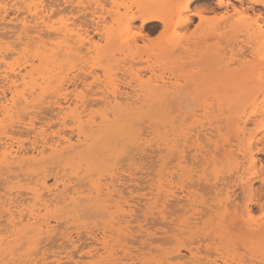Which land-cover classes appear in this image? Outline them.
<instances>
[{"label":"rangeland","instance_id":"rangeland-1","mask_svg":"<svg viewBox=\"0 0 264 264\" xmlns=\"http://www.w3.org/2000/svg\"><path fill=\"white\" fill-rule=\"evenodd\" d=\"M44 1L45 3H49L51 0ZM99 1L98 16L104 17V23H102L107 25V27L111 26L114 30L112 29L110 34V39H112L107 46H104L106 42L98 35V57L95 55L91 56L90 54L83 56L82 53V58H79L78 62H76L77 58L73 54H71L72 56L65 55V53H58L56 56L52 54L53 49L51 50V47L49 49L48 43V46L44 49H38L37 44L39 43L31 44L30 42L29 46L18 47L15 45L18 40L13 38L16 35L11 38L7 37L8 34L5 36V33H9L8 36H11L10 33L12 32L10 31L16 29L13 27L0 29V33H2L0 35V51L5 47L8 48H5L7 63L11 61L12 64L19 65L26 58L31 59L30 61H34L32 77L37 73L39 75H35L32 79L33 81L36 80V83L39 81L41 83L40 79L44 75L45 78L48 79L49 77L52 80L53 74L58 72L61 76L63 75L62 78L65 79L63 80V84L66 83L64 87L67 88L64 90L65 92L61 91V94L58 92L59 89L57 91L52 88H58V85L55 83L57 81L58 84L59 80L54 78L58 74L53 76L55 82H51V84L55 86H51L50 84L48 87L49 90L48 88L46 89L48 86L46 83L44 84L46 86L41 83L44 91H48L46 93L44 92L46 96L43 94L40 97L41 100L39 99L38 105L40 104L39 106L41 108L36 105V102H38L36 98L40 94L38 93L39 90L36 89L38 96L37 94L35 95V97L37 96L36 98L34 97L35 102L31 101V104L33 106L35 105V109L32 108L33 106L30 107L28 108L30 111L28 109V111H25L28 115L26 113H23V115L21 112H24L23 110L25 109L20 106L18 111H16L17 113L13 114L14 117L12 119L14 121L13 125L15 124V126L12 125V130L10 129L13 131V134L11 133L13 139H19L23 143L24 148L30 149V141L33 140L34 134L30 132V127L23 123H28V118L32 116L36 127L41 125V129H46L44 131L47 132L44 133L47 138L54 136L59 131L72 139L73 144L78 145H74L73 150L72 148L69 151L64 150L65 152L63 151V153L55 156L48 155L47 152L45 154L46 161L44 159L39 165L29 164L21 166L23 170L21 167L13 169L15 167L14 165L7 167L4 164H0V199L2 200H0V237H2L0 238V243H3V246L0 247V264H29V262L30 264H45L48 263L47 261H49V264L51 262L52 264H74L72 263L73 261H77L78 264H185V262L190 260L197 262L202 260L204 264H208L207 262L209 261H216V264H264V232L249 230L243 223L245 215L241 216V211L247 205L252 208L251 214L254 218L264 216V212H262L264 211V177L258 178L261 174L264 175V173L247 176V178H252L251 184L252 188H254V198H246L245 194L241 192L240 181L238 180L243 169L235 165L237 161H241V163L246 161L245 159L241 160V155L236 150L238 144L239 146L242 144L246 145L248 142H255L264 136V121H262L260 116L261 111L264 110V68L262 64L264 61V7L261 5H253L252 7L254 9L252 11L249 10L250 8H245L248 10L246 12L247 14H244L246 22L253 23L254 19H258V22L254 26L247 28L244 24L240 23L241 25L231 29L226 27L227 25L222 19L226 15L224 7L217 6L216 0H191L188 4L189 7L186 9L187 12H185L187 14L191 11L201 13L204 22L201 23L198 16L192 15V20L187 26L176 27V32L173 33H169L168 31V33H163V28L159 22L146 24L143 28L139 20L133 21L130 27L124 25V21L136 12V3L143 0ZM224 1H228V3L230 1V8L231 4L237 9L241 6L236 0ZM242 1L243 8L251 6L248 0ZM171 4L175 7L172 6L174 8L172 11L176 12L182 8L183 0L172 1ZM205 7H210L211 10H204ZM230 8L229 12L231 14L232 11ZM15 15L14 10L9 8L6 19L10 20L9 18H13L10 16L15 17ZM239 16L237 15L235 18ZM53 17L54 21L59 19L58 16L54 15ZM114 17L118 18L119 22L113 20ZM3 25L1 24V27ZM220 26L226 28H221ZM128 35L134 36L137 46L131 45L129 47L128 44L123 43V39L126 40L129 37ZM169 35H172L171 39L176 45L172 46V41H170L171 43H166V37ZM225 37L229 39V42L228 40H225L226 43L224 42L223 38L225 39ZM42 39L47 42L48 40L49 42L55 40L54 36H45V38L43 36ZM198 41H201V45ZM225 44L226 46H224ZM22 48H31V50L26 49V51L29 50L28 53L19 55L13 53L15 55L11 56L12 51H15L14 49L18 51ZM36 49H38L37 52ZM46 51L47 53H44ZM38 53L42 59L36 56ZM26 54L27 56H25ZM29 55L31 56L29 57ZM14 56L15 58L13 59ZM44 56L46 57L47 63L50 64L49 66H47V63L44 64L43 61H46ZM53 57H56V59H52ZM39 60H42V63ZM49 60L53 62H49ZM57 60L58 62H56ZM42 64L45 65L44 67L46 69L41 72L44 69ZM67 64H70V66ZM39 65L41 70L37 68ZM89 65L91 68H88L90 67ZM0 66V70H2L4 64ZM63 67H65L67 72L64 71ZM62 68L63 70H61ZM72 68L73 70H71ZM59 70L64 72H59ZM48 71L51 73H47ZM36 77H40V79ZM161 77L166 80L167 86H170H166L163 89L154 88L152 83L155 82L156 78L159 79ZM45 78H43L44 80L42 79V82L47 81L48 83L50 80H45ZM93 78H96L94 82L92 80ZM32 80L31 82H33ZM84 80L87 83H83L85 82ZM95 80H97L96 85L98 86L94 84ZM82 83L86 86H82ZM92 86L94 88L93 91ZM89 87L90 89H88ZM69 89L75 90V92L71 90L73 95ZM126 90L130 91L127 93H130L128 95L132 99L121 100V98H118L117 103L120 102V105L117 104L118 108L113 107L114 101H112L111 95L113 93L118 95V93L121 94V92ZM53 91L58 92L57 95H60V97L56 96ZM68 92L70 95H68ZM75 94L84 98L86 104L92 103V105L90 104L88 106L83 105L87 106V110L84 107L87 112L84 110L83 113H88L90 118L93 116V118H98H91L94 120V126L91 130H89L90 128L86 129L87 131L85 130L86 140L82 137L83 139L81 138L80 142L74 139L76 138V132L73 122L69 121L70 119H67L65 126H60L55 116L57 109L54 108L55 105L51 102L54 98L59 99L62 103L68 101L73 108L77 103L78 105L81 104L76 101ZM43 98L47 103L43 101ZM97 100L98 103H96ZM83 106L80 105L79 107ZM112 107L114 108L113 110ZM80 110L82 109L79 108ZM105 113L106 115L107 113L109 115L113 113L112 116L107 115L108 118L105 121L108 122L110 120L111 125H114H112V133L103 132V129L110 124L108 122L105 125L106 123L99 119ZM18 114H20V118H18ZM91 114L93 115L91 116ZM118 115L120 116L118 117ZM113 118L116 120H113ZM16 119L21 122L19 123ZM117 122L118 124H116ZM242 127L243 131L241 130V133L238 129ZM120 129H122V132H119L121 131ZM115 132H117V136L113 135ZM193 135L194 138L192 137ZM31 136L33 137L31 138ZM179 143H181V146H179ZM148 146L149 150L147 149ZM263 147L264 140L257 144V148ZM91 148L92 150H90ZM185 149L186 151H184ZM209 150L212 151L210 152ZM205 151L211 154L213 153L214 155L212 154L211 156L210 154L209 157ZM216 151L219 153H216ZM201 153L205 155L204 160V155ZM177 155L180 156L178 157ZM256 156L260 161L264 162V153H257ZM106 157L107 159H105ZM126 157L128 158L126 159ZM232 157L234 159L238 157L236 158L237 161ZM60 159H63L62 162ZM242 167L244 168V166ZM26 168L30 173L27 172L28 170ZM74 169H76V173L73 172ZM2 172L3 174H1ZM36 172L37 174H35ZM59 176L61 177L59 178ZM31 177L33 178L31 179ZM41 177L45 178L46 184L48 183L47 186L51 189L57 186L61 188L64 181L68 183V186H72V188L81 191V194L78 196L85 199L78 197L77 199H80L77 201V199L75 200L76 195L74 197L70 194L71 199L67 198L65 201H62L61 196L55 198L53 194L48 195L47 193L45 195L46 192L43 191L44 195L41 198H52L54 201L51 200L52 204L48 206V209H42L43 206L40 208L41 211L43 210V212L40 211L41 216L44 217V220H49L50 225L53 226V231L48 236L46 235L47 233L37 234V231L33 232L30 225L27 224V220L24 219L25 217L27 219L26 214L24 215L27 206L34 207L37 203H41L37 202L32 204L34 201L32 200L33 195L30 192L32 190L31 186L34 183L36 184L37 180ZM128 177L132 180L129 181ZM62 178L63 180H60ZM112 179L114 180L112 181L113 183L111 182ZM18 181L22 184H18ZM29 181L31 182L28 183ZM77 181L78 183H76ZM74 183H76L75 186ZM214 183L216 187L213 185ZM85 184L89 185L85 186ZM11 186L13 190L10 189ZM28 191L30 193L26 194ZM97 193L99 194L95 195ZM226 193L230 195V198L228 197L229 200H225ZM25 197L29 198L25 200ZM86 197H88V200L90 199L88 203H86L88 201ZM177 197L179 198L178 200ZM96 198L99 200L97 199V201ZM232 200H234V203ZM10 201L12 202L9 203ZM178 201H180L179 204ZM183 201L184 203H182ZM17 203L22 204L21 206L23 208ZM75 203L78 204L76 205ZM169 203H172L173 207ZM39 204L36 206H39ZM72 204H74L73 207ZM14 205L16 209L17 205H19L18 207H21V209L18 208L19 211L21 210L20 214L22 215L23 213L25 216L22 215V218H24L21 222H19L18 210H14ZM75 205L77 206L76 208L74 207ZM186 205L191 209L187 208ZM36 206L35 208H37ZM261 206L262 209H259ZM8 207L10 210L12 209L11 212H16L14 216L17 215L15 216L17 218L13 216L15 229L12 228L11 224L8 225L10 222L9 219H11L6 218L10 217L8 216ZM243 213L245 214V211ZM21 224L24 225L22 226ZM128 224L130 225L129 227ZM41 236L46 238L44 239ZM93 237L95 239L98 238V240L101 238L102 240H97L98 243H96L97 241ZM35 242H37V245L40 244V248L36 246ZM100 242H103V244ZM27 245L29 246L27 247L28 249L26 248ZM32 245L39 248L37 249L38 251ZM32 249L35 251L32 252ZM15 250L20 254H18L20 257L16 254L17 252ZM20 250L22 251L20 252ZM28 250L32 251L29 252ZM6 251H9V253ZM88 251H91V258ZM94 252L98 255H93ZM66 254H68L67 257H65ZM172 254L180 255V257ZM44 255H48V258ZM127 255L128 258L126 257ZM16 257L18 261L15 259ZM68 257H71V262L68 261L70 260Z\"/></svg>","mask_w":264,"mask_h":264},{"label":"bare ground","instance_id":"bare-ground-1","mask_svg":"<svg viewBox=\"0 0 264 264\" xmlns=\"http://www.w3.org/2000/svg\"><path fill=\"white\" fill-rule=\"evenodd\" d=\"M48 1V0H47ZM46 1V2H47ZM172 1H176V0H143V1H140V2H138V3H136V8H137V10H136V12L133 14V15H131L130 17H128L125 21H124V25L126 26V27H130V24L133 22V21H135V20H139L140 21V24H141V27L143 28L146 24H149V23H152V22H159L160 24H161V27L163 28V33H173V32H176V27H185V26H187V24H189L190 23V21L192 20L191 18H192V15H194V16H198V18H199V20H200V22L201 23H203L204 21H203V19H202V16H201V13H194V12H188L189 14H187L186 12V9L189 7L188 6V4L191 2V0H183V6H182V8L181 9H178L176 12L175 11H172V9H174L175 7L171 4V2ZM236 1H238L240 4H241V6H240V8L239 9H237L235 6H232V4H231V8H230V5H229V3H230V1H229V3H228V1H224V0H216V3H217V6H220V7H224V9H225V16H223V21L226 23V25H224V26H226V27H228V28H231V29H234V28H236V27H238L239 25H241L240 23H242V24H244L245 25V27H249V26H254V24H256L257 22H258V19H254V22L252 23V22H246V18L244 17V14L248 11V10H246L245 8H250L249 10H253L254 8L252 7L253 5L254 6H256V5H261V6H263L264 7V0H248L249 2H250V4H251V6H249V7H242V0H236ZM98 2H100L99 0H51V1H49V3H45V1L44 0H0V29L1 28H4L5 29V27H9V28H11V27H13L14 29H16V30H14V31H10V32H12V33H10V35L11 36H8L9 35V33H5V32H3V33H5V36L7 35V37H12V36H14V35H16V37H13V38H15L16 40H18V41H16V44L15 45H17L18 47L19 46H29L30 44H29V42L31 43V44H37V43H39V44H37V47H38V49H44V48H46L48 45H47V43L49 44V49H50V47H51V50L53 49V53L52 54H55V56H56V54H58V53H65V55H71V54H73V56L75 55L76 57L75 58H77V61L76 62H78V60H79V58H82V56H81V54L83 53V56L84 55H86L87 56V54L89 55H95V56H97L98 57V37L100 36V38L102 39V40H104L105 42H106V45H104V46H107L108 44H109V42L111 41V39H110V34H111V32H112V27L111 26H109V27H107V25H105V24H103L104 22H103V20L105 19L104 17H102V16H98ZM203 2V1H202ZM174 8H173V7ZM9 8H11L12 10H14V12H15V17L14 16H10V17H13V18H9L10 20H7L6 19V16H7V12H8V9ZM229 8H230V10L232 11V13L230 14V12H229ZM206 9H210V7L208 8V7H205L204 8V10H206ZM190 10V9H189ZM211 10V9H210ZM223 10V9H222ZM186 11V12H185ZM174 12H175V14H174ZM201 12V11H200ZM56 14H58V15H56ZM182 14H184L183 16H182ZM247 14V13H246ZM58 16V20L55 22L53 19H54V17L53 16ZM239 16L238 18H235V16ZM60 16V17H59ZM252 16V15H251ZM259 17V16H258ZM113 20H116L117 22H119V19L118 18H113ZM6 22V23H5ZM103 22V23H102ZM222 22V21H221ZM10 23H12V24H10ZM223 23V22H222ZM1 24L3 25L2 27H1ZM10 26H9V25ZM11 25H13V26H11ZM224 26H222V27H224ZM17 27V28H16ZM221 27V26H220ZM221 27V28H222ZM226 27H224V28H226ZM258 28H260V27H258ZM114 30V29H113ZM172 30V32H170ZM260 30V29H259ZM168 31V32H167ZM234 31V30H233ZM232 31V32H233ZM1 32V31H0ZM16 32H18V33H16ZM91 33H92V35H91ZM227 33V32H226ZM243 34V33H242ZM0 35H2V33H0ZM4 35V34H3ZM99 35V36H98ZM228 35V34H227ZM226 35V36H227ZM230 35H231V33H230ZM229 35V36H230ZM247 35V34H246ZM43 36H44V38H45V36H54V38H55V40L54 41H51V42H49V40H48V42L47 41H45V40H43L42 38H43ZM94 36H96V38H94ZM129 36V35H128ZM202 36V35H201ZM225 36V35H224ZM242 36V35H241ZM2 37V36H1ZM220 37V36H219ZM228 37V36H227ZM3 38V37H2ZM172 35L170 36H167L166 37V43H171L170 41H172ZM244 38V37H243ZM48 39V38H47ZM165 39V38H164ZM220 39H222L221 37H220ZM223 40H224V42L226 43V41L228 40V42H229V39H227L226 37H225V39L223 38ZM226 40V41H225ZM9 41V40H8ZM123 43H126V44H128V46L130 47L131 45H135V46H137L136 45V41L134 40V36H129L128 38H126V40L125 39H123ZM173 43H172V46H174V45H176L175 43H174V41H172ZM199 42V41H198ZM201 42V41H200ZM199 42V43H200ZM228 42H227V44H228ZM251 42V41H250ZM179 43V42H178ZM13 44V45H14ZM200 45H201V43H200ZM199 45V46H200ZM5 46V45H4ZM224 46H226V44L224 45ZM1 47V46H0ZM223 47V46H222ZM5 48H7V47H5ZM2 49V51H0V65H2V64H4V68L2 69V70H0V164H4L5 166H7V167H11V165L13 166H15L13 169H16V167L17 168H20L21 166H24V165H39V163H41V162H43L44 161V159H45V161H46V153L48 152V155H59V154H61V153H63V151L65 150H67V151H69V149H71L72 148V150H73V148L75 147V146H78V145H75V144H73L72 143V139H70L69 137H67V136H65L64 134H62L61 132H57L54 136H48L49 138H47L46 137V134L44 133V132H47V131H44V130H46V129H41V125H38V127H36V124H34V122L35 121H33V119H32V116L30 117V118H28L29 119V121H28V123L26 122V123H23V124H26V126H28V127H30V132H32L33 134H34V138H33V140H31L30 141V149H26V148H24V145H23V143L21 142V141H19V139L18 140H14L13 139V137H12V132L13 131H11L12 129H11V127H12V125H13V117H14V113H17L16 111H18V108L21 106V108H24L25 110H23L24 112H21L22 114L24 113H26L25 111L28 109V108H30V107H32L33 105L31 104V101H34L35 102V98L38 96V94H37V90L36 89H38L39 91H38V93H40L39 94V97H37L36 98V100L38 101V102H36V105H38V103H39V99H40V97H42L43 96V94L46 96V92H48L46 89L49 87V85L51 84V82L52 83H54L55 81L53 80L54 78L55 79H57V80H59V82H58V84H57V81H56V85H58V88H55V87H52V88H54L55 90H57L58 91V89H59V93L61 94V91H63V92H65L64 90L65 89H67L66 87H64V85H66V83H64L63 84V80H65V79H63L62 78V76H61V74H59L58 72L56 73V74H58V76H56V74H53V76H56V77H54L53 78V76H52V80H50L49 79V77H48V79L50 80V81H48V83H47V81H43L42 82V79L43 78H45V75H44V77L42 78V79H40V77H42L43 76V74H42V76H40L39 78L38 77H36V78H38V79H40L41 80V83L44 85L45 83H46V85H48L47 87H46V91H44V87H43V85H41V83H40V81L38 82V83H36V80H32L34 77H35V75H38V73L37 74H35L34 75V77H32L33 76V69H34V66H33V62L32 61H30L31 59H25L24 61H23V63L22 64H15L14 62V64H12L11 63V61H10V63H7L6 62V56H7V53H5L6 52V49ZM13 48H15V47H13ZM105 48V47H104ZM1 49V48H0ZM8 49V48H7ZM11 49V48H10ZM9 49V50H10ZM26 49H30L31 50V48H26ZM26 49L25 48H22L21 50H18V51H16V49H14L15 51H12V53H11V51H10V53H11V56H13V55H15V54H13V53H17L18 55L19 54H23V53H28V51H26ZM38 49H36V52L38 51ZM13 50V49H12ZM8 51V50H7ZM35 52V51H34ZM42 52V51H41ZM9 53V52H8ZM40 53V52H39ZM37 54L36 56H39L40 54ZM44 53H47V51L46 52H44ZM32 54H33V51H32ZM31 54V55H32ZM36 54V53H35ZM31 55H29V57L31 56ZM44 55V54H43ZM25 56H27V54L25 55ZM45 56H47V55H45ZM44 56V57H45ZM68 56V57H69ZM72 56V55H71ZM10 57V56H9ZM17 57V56H16ZM39 57H41V56H39ZM38 57V58H39ZM44 57H43V60H44ZM49 57H51V56H49ZM12 58V57H11ZM15 58V56L13 57V59ZM19 58V57H18ZM47 58H48V56H47ZM56 59V57H53L52 59ZM91 58V57H90ZM23 59V58H22ZM32 59H33V57H32ZM35 59V58H34ZM41 59H42V57H41ZM51 59V58H50ZM70 59V58H69ZM72 59H73V57H72ZM17 60V59H16ZM37 60V59H36ZM45 60H46V57H45ZM82 60V59H81ZM80 60V61H81ZM238 60H240V59H238ZM40 61V60H39ZM42 61V60H41ZM40 61V63H42ZM52 60H49V62H51ZM74 61V60H73ZM83 61V60H82ZM241 61V60H240ZM9 62V61H8ZM15 62H17V61H15ZM20 62V61H19ZM44 62V64L45 63H47V60L46 61H43ZM53 62V61H52ZM56 62H58V60L56 61ZM55 62V63H56ZM70 62V61H69ZM85 62V61H84ZM83 62V63H84ZM233 62V61H232ZM235 62H236V59H235ZM239 62V61H238ZM39 63V64H40ZM75 63V62H74ZM240 63V62H239ZM44 64H42L43 65V67L45 66ZM48 64V63H47ZM46 64V65H47ZM64 64V63H63ZM81 64V63H80ZM86 64V63H85ZM85 64H83V65H85ZM235 64H237V63H235ZM255 64V63H254ZM262 64H263V68H264V61L262 62ZM36 65V64H35ZM50 64H48L47 66H49ZM54 65V64H53ZM67 65H69L70 66V64H67ZM71 65H73V64H71ZM56 66V65H55ZM54 66V67H55ZM75 66H78V65H75ZM86 66V65H85ZM90 66V65H89ZM241 66V65H240ZM67 67V66H66ZM245 67V66H244ZM0 68H1V66H0ZM29 68V69H28ZM37 68H40V65H39V67H37ZM36 68V69H37ZM56 68H57V66H56ZM64 68V71L65 72H67L66 70H65V67H63ZM63 68L61 69V70H63ZM68 68V67H67ZM66 68V69H67ZM79 68V67H78ZM84 68V67H83ZM88 68H91V66L90 67H88ZM43 69V68H42ZM46 68L44 67V69L43 70H41V68H40V70H41V72L42 71H44ZM60 69V68H59ZM87 69V68H86ZM23 70V71H22ZM58 70V69H57ZM71 70H73V68L71 69ZM90 70V69H89ZM88 70V71H89ZM263 70V69H262ZM25 71V72H24ZM39 71V70H38ZM53 71H55V70H53ZM64 71H60L59 70V72H64ZM94 71V70H93ZM92 71V72H93ZM36 72V71H35ZM41 72H39L40 74H41ZM72 72V71H71ZM89 72H91V71H89ZM96 72V71H95ZM47 73H51V72H47ZM84 73H86V72H84ZM83 73V74H84ZM263 73H264V70H263ZM65 74V73H64ZM75 75V74H74ZM85 75V74H84ZM39 76V75H38ZM48 76H49V74H48ZM68 76V75H67ZM86 76V75H85ZM93 76V75H92ZM261 76H263V75H261ZM58 77H60V78H58ZM70 77V76H69ZM89 77V76H88ZM29 78H30V81H29ZM71 78H72V76H71ZM74 78V77H73ZM80 78V77H79ZM82 78V77H81ZM86 78V77H85ZM84 78V79H85ZM97 78V77H96ZM96 78H93L92 80H93V82H94V79H96ZM47 78H45V80H48ZM67 79H68V77H67ZM87 79V78H86ZM85 79V80H86ZM98 79V78H97ZM31 80L33 81V82H31ZM44 80V79H43ZM69 80V79H68ZM71 80H73V79H71ZM80 80H82V79H80ZM84 80V81H85ZM96 81L97 80H95V85H96ZM166 80L164 79V78H156L155 79V82L154 83H152V86L154 87V88H157V89H163V88H165L166 86H167V83L165 82ZM65 82V81H64ZM68 82V81H67ZM74 82V81H73ZM73 82H70V83H72V84H76V83H73ZM168 82V81H167ZM79 83H80V81H79ZM83 83H87L86 81L85 82H83ZM83 83H82V86H84L83 85ZM68 84V83H67ZM169 84V83H168ZM46 85H44V86H46ZM81 85V84H80ZM92 85V84H91ZM94 85V86H95ZM172 85V84H171ZM51 86H55V85H53V84H51ZM69 87H70V85H68ZM73 86H75V85H73ZM86 86V85H85ZM84 86V87H85ZM96 86H98V85H96ZM132 86V85H131ZM151 86V87H152ZM170 85H168L167 87H169ZM57 87V86H56ZM84 87H83V89H84ZM130 87V86H129ZM74 88H76V87H74ZM87 88V87H86ZM92 88V91H93V86L91 87ZM96 88H98V87H96ZM88 89H90V87L88 88ZM48 90H49V88H48ZM70 90V89H69ZM72 90V89H71ZM71 90H70V92H71ZM131 90H132V88H131ZM166 90V89H165ZM73 91V90H72ZM90 91V90H89ZM88 91V92H89ZM116 91V90H115ZM173 91V90H172ZM172 91H169V92H172ZM45 92V93H44ZM54 93H55V95L56 96H58V97H60V95H57V93L55 92V91H53ZM73 92H75V90L73 91ZM78 93H79V91H77ZM80 92H82V91H80ZM127 92H130V91H124V92H121V94H119L118 93V95L117 94H115V93H113V95H111L112 96V101H114V103H113V107H117V104H119L120 102H118L117 103V100H118V98H121V100H127V99H132L131 97H129V95L128 94H130V93H127ZM72 93V92H71ZM98 93V92H97ZM132 93H134V92H132ZM164 93V92H163ZM167 93V92H166ZM173 93H174V91H173ZM7 94H9V95H7ZM37 94V96L35 97V95ZM48 94V93H47ZM65 94V93H64ZM63 94V95H64ZM49 95H50V93H49ZM66 95H67V92H66ZM68 95H70V93L68 92ZM72 95H73V93H72ZM71 95V96H72ZM92 95H93V92H92ZM91 95V96H92ZM97 95V94H96ZM165 95H167V94H165ZM48 96V95H47ZM130 96H132V95H130ZM35 97V98H34ZM53 97H55L54 95H53ZM52 97V98H53ZM57 97V98H58ZM63 97V96H62ZM64 97H66V96H64ZM75 97H76V101L77 102H80L79 104L80 105H92V103L90 102V104H86L85 102L86 101H84V98H82L81 96H79L78 94H75ZM47 98V97H46ZM49 98H50V96H49ZM48 98V99H49ZM68 98V97H67ZM44 99V98H43ZM62 99H65V98H62ZM95 99V98H94ZM93 99V100H94ZM41 100V99H40ZM87 100V99H86ZM92 100V99H91ZM96 100V99H95ZM95 100H94V102H95ZM43 101H46L45 99L43 100ZM50 101V100H49ZM69 101H71L70 99H69ZM111 101V100H110ZM34 102H32V103H34ZM41 102V101H40ZM51 102H52V104H54L55 105V109H57V111H55L56 112V114H55V116H56V118H57V120H58V123L60 124V126H65V124H66V122H67V119L71 122H73V124H74V130H75V132H76V138H74V139H76L78 142H80L81 141V138L83 137L84 139L87 137L86 136V134H85V130L86 129H89V130H91V128L94 126V120H92V119H95V118H97V117H95V118H93V117H89L90 115L87 113H83L84 112V110H85V108L87 107V106H83V107H79L80 105H78V103H77V105H75L73 108L71 107V104H69V102L68 101H66V102H64V103H62L59 99H56V98H54V100L52 99L51 100ZM51 102H49V103H51ZM131 102V101H130ZM46 103H47V101H46ZM71 103V102H70ZM89 103V102H88ZM96 103H98V100H97V102ZM94 104V103H93ZM129 104V103H128ZM40 105V104H39ZM37 106V107H39V108H41V106ZM49 105V104H48ZM94 105H96V104H94ZM120 105V104H119ZM35 106V105H34ZM34 106L32 107L33 109H35L34 108ZM43 106V105H42ZM50 106H52V105H50ZM80 109H82V110H80L79 111V108ZM85 107V108H84ZM112 107V110L114 109ZM53 108V107H52ZM118 108V107H117ZM116 109V108H115ZM29 110V109H28ZM27 110V111H28ZM53 110V109H52ZM86 110H87V108H86ZM85 110V112H87ZM30 111V110H29ZM33 112V111H32ZM31 112V114H33ZM97 112V111H96ZM19 113V112H18ZM28 113H30V112H28ZM118 113V112H117ZM23 114V115H24ZM113 114V113H112ZM112 114L111 115H109L108 113H107V115H109V116H112ZM116 114V113H115ZM114 114V115H115ZM119 114V113H118ZM121 114V113H120ZM123 114V113H122ZM124 114H126V113H124ZM26 115H28L27 113H26ZM93 114H91V116H92ZM95 115V114H94ZM107 115H106V113L103 115H101V117L99 118L100 120H102V122H105L106 121V119L108 118L107 117ZM117 115V114H116ZM257 115V114H256ZM18 118H20V114H18ZM22 116V115H21ZM98 116V115H97ZM120 115H118V117H119ZM124 116V115H123ZM260 116H261V119H262V121H264V110L263 111H261V114H260ZM15 117H16V114H15ZM27 117V116H26ZM99 117V116H98ZM115 118H116V116H114ZM129 117H131V116H129ZM23 118V117H22ZM111 118V117H110ZM115 118H113V120L115 119ZM123 118V117H122ZM127 118V117H126ZM132 118V117H131ZM98 119V118H97ZM175 119L177 120V118L175 117ZM174 119V120H175ZM17 120V119H16ZM27 120V119H26ZM99 120V121H100ZM116 120V119H115ZM176 120H175V123H176ZM18 121V120H17ZM96 121V120H95ZM111 121H112V119H111ZM19 122V121H18ZM21 122V121H20ZM19 122V123H20ZM108 122H110V120H108ZM108 122H105L106 124L105 125H107L108 124ZM16 123V122H15ZM101 123V122H100ZM100 123H98V124H100ZM139 123V122H138ZM138 123H136L137 125H138ZM143 123V122H142ZM178 123V122H177ZM263 123V122H262ZM69 124V123H68ZM72 124V123H71ZM70 124V125H71ZM116 124H118V122L116 123ZM103 125V124H102ZM108 125H110V126H108ZM107 126H106V128L105 129H103V132L105 131V132H111L112 133V125H111V122H110V124H108ZM155 125V124H154ZM264 125V124H263ZM13 126H15V124L13 125ZM71 126H73V125H71ZM114 126V125H113ZM9 127V128H8ZM129 127V126H128ZM99 128V127H98ZM11 129V130H10ZM28 129V128H27ZM71 129H73V128H71ZM74 130H73V133H74ZM88 130V131H89ZM121 131H119V132H122V129H120ZM238 130H242L243 131V127L240 129H238ZM72 131V130H71ZM87 131V130H86ZM129 131V130H128ZM242 131H241V133H242ZM62 132H63V130H62ZM67 132V131H66ZM66 132H64V133H66ZM95 132V131H94ZM144 132V131H143ZM142 132V133H143ZM12 133V134H11ZM27 133V132H26ZM116 133L117 132H115V134H113V135H115V136H117L116 135ZM125 133V132H124ZM149 133V132H148ZM239 133V132H238ZM240 133V134H241ZM48 134V133H47ZM71 134V133H70ZM107 134V133H106ZM162 134V133H161ZM72 136V135H71ZM70 136V137H71ZM138 136H140L139 134H138ZM137 136V137H138ZM237 137H238V135H236ZM33 136H31V138H32ZM193 138H194V135L192 136ZM82 138V139H83ZM115 138V137H114ZM120 138V137H119ZM115 139H117V138H115ZM123 139V138H122ZM129 139V138H128ZM142 139V138H141ZM179 139V138H178ZM177 139V140H178ZM189 139V138H188ZM191 139V138H190ZM21 140V139H20ZM76 140H74V141H76ZM86 140V139H85ZM118 140H120V139H118ZM192 140V139H191ZM263 140H264V136L262 137V138H259V139H257L255 142H248L246 145H241V146H239V144H238V146L236 147V150L240 153V157H241V160L242 159H245L246 161H244V162H242L241 163V161H237V159L236 158H238V157H235V161H237L236 163H235V165L238 167V168H242L243 169V171L241 172V174L239 175V177H238V180L240 181L239 183H240V189H241V192L243 193V194H245V196H246V198L247 197H249L250 199L253 197L254 198V188H252V184H251V179H250V177L249 178H247V176L248 175H257V173H264V168H262L261 167V165H263V163L264 162H262V161H260V159L256 156L257 155V153H260V152H262V153H264V147L263 148H257V144L258 143H261V142H263ZM135 141H137V140H135ZM138 141H139V138H138ZM166 141V140H165ZM179 141V140H178ZM184 141V140H183ZM186 141H188V140H186ZM140 142V141H139ZM168 142V141H167ZM174 142V141H173ZM117 143H118V141H117ZM121 143V142H120ZM142 143V142H141ZM163 143V142H162ZM28 144H29V142H28ZM84 144V143H83ZM167 144V143H166ZM180 145L179 146H181V143H179ZM75 145V146H74ZM80 145V144H79ZM133 145H135V144H133ZM148 145V144H147ZM161 145V144H160ZM97 146V145H96ZM95 146V147H96ZM98 146H99V144H98ZM136 146V145H135ZM213 146V145H212ZM211 146V147H212ZM229 146H231V145H229ZM100 147V146H99ZM133 147V146H132ZM137 147V146H136ZM136 147H135V149H136ZM150 147H152V146H150ZM195 147V146H194ZM207 147V146H206ZM209 147V146H208ZM210 147V148H211ZM225 147V146H224ZM116 148V147H115ZM126 148V147H125ZM124 148V149H125ZM131 148V147H130ZM145 148V147H144ZM149 148V146L147 147V149ZM183 148V147H182ZM191 148V147H190ZM205 148V147H204ZM215 148H216V146H215ZM221 148V147H220ZM123 149V150H124ZM133 149V148H132ZM143 149V148H142ZM147 149H144V150H147ZM159 149H161V148H159ZM159 149H157L158 151H159ZM83 150V149H82ZM90 150H92V148L90 149ZM107 150V149H106ZM109 150V149H108ZM149 150V149H148ZM147 150V151H148ZM206 150V149H205ZM219 150V149H218ZM227 150V149H226ZM229 150H231V149H229ZM233 150V149H232ZM255 150V151H254ZM64 151V152H65ZM156 151V150H155ZM165 151V150H164ZM184 151H186V149L184 150ZM195 151H196V149H195ZM201 151V150H200ZM208 151V150H207ZM207 151H205L207 154L206 155H209V157H210V154L211 153H209V152H207ZM210 152L212 151V150H209ZM214 151V150H213ZM136 152V151H135ZM173 152V151H172ZM198 152V151H197ZM196 152V153H197ZM215 152V151H214ZM223 152H224V150H223ZM104 153V152H103ZM126 153V152H125ZM129 153H130V151H129ZM128 153V154H129ZM139 153V152H138ZM143 153V152H142ZM202 153H203V150H202ZM201 153V154H202ZM216 153H219V152H217L216 151ZM233 153V152H232ZM99 154V153H98ZM135 154V153H134ZM133 154V155H134ZM171 154V153H170ZM194 154V153H193ZM192 154V155H193ZM213 154V153H212ZM212 154H211V156H212ZM229 154V153H228ZM202 155H204V154H202ZM214 155V154H213ZM227 155V154H226ZM232 155V154H231ZM121 156V155H120ZM125 156V155H124ZM152 156V155H151ZM174 156H176V155H174ZM178 156V155H177ZM180 156V155H179ZM178 156V157H179ZM198 156H200V155H198ZM233 156V155H232ZM260 156V155H259ZM139 157V156H138ZM146 157V156H145ZM153 157V156H152ZM183 157H184V155H183ZM195 157H196V155H195ZM201 157V156H200ZM199 157V158H200ZM209 157L207 156V158L209 159ZM239 157V158H240ZM50 158V157H49ZM114 158V157H113ZM118 158V157H117ZM123 158H125V157H123ZM128 157H126V159H127ZM47 159H48V157H47ZM104 159V158H103ZM105 159H107V157L105 158ZM131 159H132V157H131ZM202 159V158H201ZM205 159V155H204V158H203V160ZM207 159V160H208ZM211 159V158H210ZM49 160V159H48ZM61 160V162H62V160L63 159H60ZM111 160V159H110ZM154 160V159H153ZM200 160V159H199ZM57 161V160H56ZM55 161V162H56ZM76 161V160H75ZM198 161V160H197ZM196 161V162H197ZM217 161V160H216ZM54 162V163H55ZM67 162V161H66ZM70 162V161H69ZM68 162V163H69ZM184 162V161H183ZM196 162H195V164H196ZM203 162V161H202ZM71 163V162H70ZM168 163V162H167ZM206 163V162H205ZM72 164V163H71ZM202 164V163H201ZM207 164H209V163H207ZM240 164V166H238ZM81 165V164H80ZM210 165V164H209ZM208 165V166H209ZM198 166H199V164H198ZM207 166V167H208ZM235 166V167H236ZM242 166H244V168L242 167ZM43 167V166H42ZM54 167V166H53ZM81 167H82V165H81ZM1 168H3V167H1ZM5 168V167H4ZM22 168V167H21ZM51 168V167H50ZM27 169V168H26ZM64 169V168H63ZM5 170V169H4ZM22 170H23V168H22ZM28 170V169H27ZM26 170V171H27ZM31 171V170H30ZM33 171V170H32ZM37 171V170H36ZM41 171V170H40ZM76 171V169H74V171L73 172H75ZM3 172H5V171H3ZM3 172L1 173V174H3ZM13 172V171H12ZM27 172H29V170L27 171ZM42 172V171H41ZM30 173V172H29ZM40 173V172H39ZM38 173V174H39ZM45 173V172H44ZM76 173V172H75ZM35 174H37V172L35 173ZM79 174V173H78ZM77 174V175H78ZM12 175H14V174H12ZM33 175V174H32ZM82 176H84V175H82ZM81 176V177H82ZM13 177H15V176H13ZM44 177V176H43ZM43 177H41V178H39L38 180H37V183L34 185L33 184V186H36V187H33V186H31L30 184H28V185H30L31 186V193H32V195H33V203L32 204H35V203H37V202H41L40 204L39 203H37L36 205H38L39 204V206H36L37 208H35V206L34 207H29V206H27L26 208H27V210L25 211V213H24V215L26 214V216H27V219H26V217L23 215V213H22V215L25 217H23L25 220H27V224L28 225H30V227H31V230H33V232H38L37 234H42V233H47L46 235L48 236V234L51 232V231H53V226H51L50 225V223H49V220H44V217L43 216H41V213H40V208L42 207V209H48V206H51L50 204H52L51 203V200H52V198L51 199H48V198H46V199H43V198H41V197H43V195H44V193H43V191H45L46 192V194L45 195H47V193H48V195H52L53 194V196L55 197V198H57L58 196L62 199V201H65L67 198H70V194L72 195V196H74V195H76V197H75V200L78 198V197H80V198H83V197H81V196H78V195H80L81 194V191H79L78 189H75V188H72V186H68V183H66V182H64L63 181V183H62V187L61 188H59L58 186L57 187H53L54 189H51V188H49L48 186H47V184H46V181H45V178H43ZM48 177V176H47ZM46 177V178H47ZM55 177V176H54ZM61 176H59V178H60ZM171 177V176H170ZM264 177V175L263 174H261V176L260 177H258V178H263ZM33 177H31V179H32ZM57 178H58V176H57ZM64 178V177H63ZM63 178L62 179H60V180H63ZM69 178V177H68ZM71 178V177H70ZM75 178V177H74ZM83 179H84V177H82ZM86 178V177H85ZM129 178V177H128ZM254 178V177H253ZM256 178V177H255ZM79 179H81V178H79ZM95 179V178H94ZM118 179V178H117ZM264 179V178H263ZM5 180V179H4ZM21 181H22V179H20ZM129 181L130 180H132V179H128ZM262 180V179H261ZM260 180V181H261ZM13 181V180H12ZM50 181V180H49ZM66 181V180H65ZM68 181V180H67ZM112 181H114L113 179L111 180V182ZM118 181V180H117ZM3 182V181H2ZM31 181H29L28 183H30ZM159 182V181H158ZM217 182V181H216ZM20 182L18 181V184H19ZM76 183H78V181L76 182ZM76 183H74V186H75V184ZM113 183V182H112ZM14 184H15V182H14ZM17 184V183H16ZM20 184H22V183H20ZM24 184V183H23ZM58 184H60V183H58ZM114 184H116V183H114ZM119 184H121V183H119ZM38 185V186H37ZM61 185V184H60ZM72 185V184H71ZM80 185V184H79ZM87 185H89V184H87ZM86 184H85V186H87ZM102 185V184H101ZM108 185V184H107ZM117 185V184H116ZM212 185V184H211ZM214 186H215V183L213 184ZM110 186V185H109ZM120 186V185H119ZM213 186V187H214ZM16 187V186H15ZM33 187V188H32ZM80 187V186H79ZM112 187V186H111ZM216 187V186H215ZM1 188V187H0ZM19 188V187H18ZM20 188H22V187H20ZM29 188V187H28ZM86 188V187H85ZM110 188V187H109ZM174 188V187H173ZM183 188V187H182ZM10 189H12V186H11V188ZM98 189V188H97ZM216 189V188H215ZM217 189H218V186H217ZM261 189V188H260ZM13 190V189H12ZM30 190V189H29ZM69 190V192H67ZM81 190H84V189H81ZM90 190V189H89ZM88 190V191H89ZM222 190V189H221ZM224 190V189H223ZM10 191V190H9ZM41 191V192H40ZM97 191V190H96ZM166 191H168V190H166ZM171 191V190H170ZM169 191V192H170ZM182 191V190H181ZM218 191V190H217ZM261 191V190H260ZM14 192V191H13ZM22 192V191H21ZM29 191L26 193V194H28V193H30ZM58 194H57V193ZM102 192V191H101ZM107 192V191H106ZM120 192V191H119ZM118 192V193H119ZM187 192V191H186ZM219 192V191H218ZM10 193H12V192H10ZM23 193V192H22ZM118 193H116V194H118ZM174 193V192H173ZM183 193V192H182ZM181 193V194H182ZM24 194V193H23ZM99 193H97V194H95V195H98ZM101 194V193H100ZM105 194V193H104ZM108 194H110V193H108ZM166 194H168V193H166ZM174 194H176V193H174ZM187 194V193H186ZM219 194V193H218ZM257 194V193H256ZM156 195H158V194H156ZM159 195H160V193H159ZM169 195H171V194H169ZM169 195H167V196H169ZM188 195V194H187ZM3 196V195H2ZM17 196V195H16ZM16 196H15V199H16ZM90 196V195H89ZM102 196H103V193H102ZM113 196H114V194H113ZM164 196H166V195H164ZM180 196H182V195H180ZM184 196H186V195H184ZM226 197H225V200H229V194H227L226 193V195H225ZM232 196V195H231ZM51 197V196H50ZM49 197V198H50ZM73 197V198H74ZM85 197V196H84ZM121 197V196H120ZM161 198H162V196H160ZM175 197V196H174ZM173 197V198H174ZM187 197V196H186ZM229 197V198H228ZM13 198H14V196H13ZM12 198V199H13ZM26 198H29V197H25V200H26ZM59 198V199H60ZM79 198V199H80ZM92 198V197H91ZM95 198V197H94ZM107 198V197H106ZM263 198V197H262ZM11 199V200H12ZM15 199H13V200H15ZM17 199H18V196H17ZM16 199V200H17ZM21 199V198H20ZM71 199V198H70ZM79 199H77V201H79ZM84 199V198H83ZM83 199H81V200H83ZM86 199L88 200V197H86ZM98 198H96V200H97ZM108 199V198H107ZM179 198L177 197V200H178ZM187 199V198H186ZM234 199V198H233ZM1 200V199H0ZM6 200V199H5ZM9 200H10V198H9ZM56 200V199H55ZM85 200V199H84ZM90 200V199H89ZM89 200L86 202V203H88L89 202ZM99 200V199H98ZM97 200V201H98ZM111 200V199H110ZM165 200V199H164ZM231 200V199H230ZM254 200V199H253ZM2 201V200H1ZM21 201V200H20ZM23 201V200H22ZM53 201V200H52ZM77 201H75V202H77ZM166 201V200H165ZM174 201V200H173ZM181 201H182V198H181ZM233 201V203H234V200H232ZM12 201H10L9 203H11ZM15 202H17V201H15ZM31 202V201H30ZM54 202V201H53ZM179 202L180 201H178V204H179ZM21 203V202H20ZM29 203V202H28ZM80 203V202H79ZM120 203V202H119ZM165 203V202H164ZM167 203V202H166ZM182 203H184V201L182 202ZM229 203V202H228ZM2 204V203H1ZM4 204V203H3ZM7 204V203H6ZM17 204H19V203H17ZM25 204V203H24ZM32 204H30V205H32ZM76 204V203H75ZM78 204V203H77ZM76 204V205H77ZM170 204V203H169ZM174 204H175V202H174ZM187 204H189V203H187ZM195 204V203H194ZM229 204H232V203H229ZM5 205V204H4ZM20 206L22 205V204H19ZM19 205H17V209H16V207H15V205H14V207H15V211L16 210H18V208H20L21 209V207H18ZM59 205V204H58ZM57 205V206H58ZM73 205L74 204H72V207H73ZM74 206L75 208L77 207V206ZM80 205V204H79ZM158 205V204H157ZM165 205H167V204H165ZM172 205V207H173V204L171 203L170 204V206ZM183 205V204H182ZM6 207H7V205H5ZM9 207H10V205H8ZM33 206V205H32ZM55 206V205H54ZM90 207H92L91 205H89ZM94 206V205H93ZM169 206V205H168ZM169 206V207H170ZM185 206V205H184ZM187 206V205H186ZM190 206V205H189ZM8 207V211H9V214H8V216H10V217H6V218H11V219H9V221H8V219H7V221L9 222L8 223V225L9 224H11V226H12V228H14L15 227V223H13V216H14V213H16V212H11V210H10V208H12V207H10L9 208ZM29 207V208H28ZM56 207V206H55ZM54 207V208H55ZM98 208H99V206H97ZM195 207V206H194ZM227 207V206H226ZM23 208V207H22ZM50 208V207H49ZM57 208V207H56ZM178 208H181V207H178ZM187 208H189L188 206H187ZM222 208H223V204H222ZM100 209V208H99ZM166 209V208H165ZM189 209H191V208H189ZM227 209H229V207H227ZM259 209H262V206L259 208ZM13 210V211H14ZM50 210V209H49ZM178 210V209H177ZM23 211V210H22ZM46 211V210H45ZM166 211V210H165ZM179 211H180V209H179ZM245 211V214L243 213ZM24 212V211H23ZM41 212H43V210L41 211ZM47 212H48V210H47ZM251 212H252V208H250V206H246V208L244 207V209H243V211H241V216H244V220H243V223H244V225L249 229V230H251V231H254V232H264V216L263 217H261V218H254L253 216H252V214H251ZM262 212H264V211H262ZM5 213V212H4ZM3 213V215H4V217H5V214ZM18 217H19V222H21L22 220H23V218H22V215L20 214L21 213V210L19 211L18 210ZM183 213V212H182ZM185 213V212H184ZM222 213V212H221ZM220 213V214H221ZM44 215V214H43ZM46 215V214H45ZM78 215V217H80L79 216V214H77ZM211 215V214H210ZM2 216V215H1ZM15 216H17V215H15ZM14 216V217H15ZM59 216V215H58ZM241 216H240V219H241ZM43 217V219H41ZM53 217V216H52ZM224 217H226V216H224ZM239 217V216H238ZM15 218H17V217H15ZM14 218V219H15ZM46 218V217H45ZM47 219V218H46ZM125 219V218H124ZM239 219V218H238ZM127 220V219H126ZM125 220V221H126ZM67 221V220H66ZM137 221V220H136ZM241 221V220H240ZM15 222V221H14ZM18 222V223H19ZM116 222V221H115ZM122 222V221H121ZM129 222V221H128ZM128 222H126V223H128ZM193 222V221H192ZM4 223V222H3ZM119 223V222H118ZM123 223V222H122ZM190 223V222H189ZM240 223V222H239ZM7 224V223H6ZM6 224H4V225H6ZM60 224H62V223H60ZM59 224V225H60ZM120 224V223H119ZM2 225V224H1ZM22 225V224H21ZM24 225V224H23ZM22 225V226H23ZM115 225H118V224H115ZM3 226V225H2ZM120 226H121V224H120ZM125 227H126V225H124ZM130 225L128 224V227H129ZM191 226V225H190ZM194 226V225H193ZM8 227V226H7ZM10 227V226H9ZM21 227V226H20ZM56 227V226H55ZM58 227V226H57ZM140 228V227H139ZM1 229V228H0ZM15 229V228H14ZM125 229H127V228H125ZM18 230V229H17ZM30 230V231H31ZM35 230V231H34ZM128 230V229H127ZM12 231H14V230H12ZM57 231V230H56ZM126 231V230H125ZM1 232H2V230H1ZM32 232V233H33ZM65 232V231H64ZM63 232V233H64ZM127 232V231H126ZM16 233V232H15ZM62 233V234H63ZM91 233V232H90ZM128 233V232H127ZM229 233V232H228ZM2 234V233H1ZM59 234V233H58ZM89 234V233H88ZM179 234V233H178ZM187 234V233H186ZM192 234V233H191ZM4 235H5V233H4ZM12 235V234H11ZM45 235V236H46ZM61 235V234H60ZM66 235H67V233H66ZM71 235V234H70ZM92 235V234H91ZM18 236V235H17ZM49 236H51V235H49ZM53 236V235H52ZM64 236V235H63ZM258 236H259V234H258ZM5 237H6V235H5ZM15 237H16V235H15ZM25 237V236H24ZM42 238H44L43 236H41ZM54 237V236H53ZM62 237V236H61ZM60 237V238H61ZM103 237V236H102ZM0 238H2V237H0ZM7 238V237H6ZM6 238H4V239H6ZM14 238V237H13ZM16 238H18V237H16ZM35 238H37V237H35ZM41 238V239H42ZM46 238V237H45ZM44 238V239H45ZM57 238V237H56ZM59 238V239H60ZM64 238V237H63ZM94 238V237H93ZM33 239V238H32ZM52 239V238H51ZM51 239H49V240H51ZM58 239V238H57ZM57 239H55V240H57ZM101 238H99V240H100ZM214 239H216V238H214ZM49 240H47V241H49ZM72 240V239H71ZM93 240V239H92ZM94 240L95 241H97L98 240V238L97 239H95L94 238ZM98 240V241H99ZM102 240V239H101ZM41 241V240H40ZM98 241L96 242V243H98ZM104 241V240H103ZM21 242H23V241H21ZM34 242V241H33ZM42 242V241H41ZM68 242H70V241H68ZM73 242V241H72ZM92 242V241H91ZM36 243V246H38L39 248H40V244L39 245H37V242H35ZM34 243V244H35ZM49 243V242H48ZM101 244H103V242H100ZM253 243V242H252ZM259 243V242H258ZM1 244V243H0ZM3 244V243H2ZM0 245V247L1 246H3V245ZM23 244V243H22ZM21 244V245H22ZM33 244V243H32ZM69 244H71V243H69ZM75 244V243H74ZM116 244V243H115ZM24 245V244H23ZM20 246V245H19ZM33 246V245H32ZM72 246H73V244H72ZM75 246H76V244H75ZM253 246V245H252ZM23 247V246H22ZM27 247H29L28 245L26 246V248ZM33 247H35V246H33ZM4 248V247H3ZM11 248V247H10ZM17 248V247H16ZM15 248V249H16ZM32 248V247H31ZM36 248V247H35ZM39 248H36V250L37 249H39ZM126 248V247H125ZM254 248V247H253ZM12 249V248H11ZM19 249V248H18ZM17 249V250H18ZM28 249V248H27ZM17 250H15L16 252H17ZM33 250V251H32ZM31 251L32 252H34L35 250L34 249H32ZM96 250V249H95ZM192 250V249H191ZM257 250V249H256ZM264 250V249H263ZM22 250H20V252H21ZM24 251H25V249H24ZM29 252H31L30 250H28ZM38 251V250H37ZM91 251H93V250H91ZM91 251H88V254H90L91 253ZM7 252V251H6ZM12 252V251H11ZM14 252V251H13ZM15 252V253H16ZM27 252V251H26ZM196 252V251H195ZM264 252V251H263ZM7 253H9V251L7 252ZM15 253H13V254H15ZM25 253V252H24ZM36 253V252H35ZM39 253V252H38ZM37 253V254H38ZM177 253V252H176ZM11 254V253H10ZM10 254H8V255H10ZM17 255L19 254L18 252L16 253ZM16 254H15V256H16ZM23 254V253H22ZM21 254V255H22ZM31 254V253H30ZM58 254V253H57ZM180 254V253H179ZM218 254V253H217ZM12 255V254H11ZM20 255V254H19ZM18 255V256H19ZM24 255V254H23ZM23 255H22V258H23ZM33 255H35V254H33ZM60 255V254H59ZM67 255L68 254H66L65 255V257H67ZM93 255H96L95 254V252L93 253ZM98 255V254H97ZM96 255V256H97ZM129 255V254H128ZM128 255L126 256L127 258H128ZM172 255H174V256H177L176 254H172ZM255 255V254H254ZM6 256H7V254H6ZM26 256V255H25ZM24 256V257H25ZM38 256V255H37ZM36 256V257H37ZM44 256H46V255H44ZM43 256V257H44ZM48 256V255H47ZM46 256V257H47ZM71 256V255H70ZM91 256H92V254H90V258H91ZM122 256H124L123 254H122ZM130 256V255H129ZM182 256V255H181ZM5 257V256H4ZM20 257V256H19ZM52 257V256H51ZM50 257V258H51ZM54 257V256H53ZM59 257H61V256H59ZM63 257V256H62ZM95 257V256H94ZM110 257V256H109ZM118 257V256H117ZM125 257V256H124ZM133 257V256H132ZM177 257H180V255L179 256H177ZM40 258V257H39ZM48 258V257H47ZM56 258V257H55ZM70 260H68V261H70L71 262V257H68ZM93 258V257H92ZM120 258V257H119ZM170 258V257H169ZM3 259V258H2ZM5 259V258H4ZM17 261H18V259H17V257L15 258ZM28 259V258H27ZM27 259H25V260H27ZM41 259H42V257H41ZM44 259V258H43ZM52 259H54V258H52ZM172 259V258H171ZM174 259V258H173ZM246 259V258H245ZM32 260V259H31ZM263 260V259H262ZM4 261H8V260H4ZM22 261V260H21ZM20 261V262H21ZM36 261V260H35ZM54 261V260H53ZM58 261V260H57ZM72 261H73V259H72ZM24 262V261H23ZM27 262H29V261H27ZM31 262H33V261H31ZM37 262V261H36ZM35 262V263H36ZM39 262H40V260H39ZM43 262V261H42ZM46 262V261H45ZM48 263H45V264H49V261H47ZM56 262V261H55ZM63 262V261H62ZM65 262V261H64ZM216 261H209V262H207L208 264H216L215 263ZM225 262V261H224ZM255 262V261H254ZM72 263H74V264H78V262L77 261H73ZM110 263V262H109ZM116 263V262H115ZM260 263V262H259ZM262 263V262H261ZM264 263V262H263ZM20 264V263H19ZM27 264V263H26ZM29 264H30V262H29ZM33 264V263H32ZM40 264V263H39ZM44 264V263H43ZM50 264H52V262L50 263ZM70 264V263H69ZM112 264V263H111Z\"/></svg>","mask_w":264,"mask_h":264},{"label":"snow or ice","instance_id":"snow-or-ice-1","mask_svg":"<svg viewBox=\"0 0 264 264\" xmlns=\"http://www.w3.org/2000/svg\"><path fill=\"white\" fill-rule=\"evenodd\" d=\"M262 168H264V165H261ZM185 264H204V262L201 260V261H194V260H190V261H187L185 262Z\"/></svg>","mask_w":264,"mask_h":264}]
</instances>
